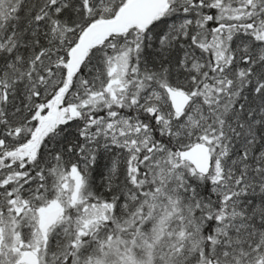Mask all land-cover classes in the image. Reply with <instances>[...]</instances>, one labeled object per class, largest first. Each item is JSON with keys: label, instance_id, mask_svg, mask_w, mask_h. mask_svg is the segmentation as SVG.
<instances>
[{"label": "snow or ice", "instance_id": "obj_1", "mask_svg": "<svg viewBox=\"0 0 264 264\" xmlns=\"http://www.w3.org/2000/svg\"><path fill=\"white\" fill-rule=\"evenodd\" d=\"M0 264H264V0H0Z\"/></svg>", "mask_w": 264, "mask_h": 264}]
</instances>
